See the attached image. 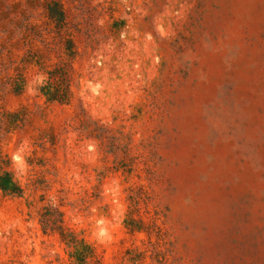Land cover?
<instances>
[{
    "label": "rangeland",
    "instance_id": "374dc122",
    "mask_svg": "<svg viewBox=\"0 0 264 264\" xmlns=\"http://www.w3.org/2000/svg\"><path fill=\"white\" fill-rule=\"evenodd\" d=\"M7 174L0 264H264V0H0Z\"/></svg>",
    "mask_w": 264,
    "mask_h": 264
},
{
    "label": "trees",
    "instance_id": "16d2710c",
    "mask_svg": "<svg viewBox=\"0 0 264 264\" xmlns=\"http://www.w3.org/2000/svg\"><path fill=\"white\" fill-rule=\"evenodd\" d=\"M3 178H6L7 180L5 182H2ZM8 184L14 185L12 182L11 177L7 174L5 177H0V189L7 192V191H11L12 193H15V191L17 190H10V188H8ZM15 187V185H14ZM17 189V188H15Z\"/></svg>",
    "mask_w": 264,
    "mask_h": 264
}]
</instances>
